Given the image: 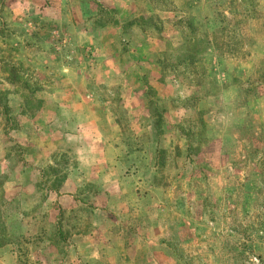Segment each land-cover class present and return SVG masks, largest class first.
<instances>
[{"label": "rangeland", "instance_id": "rangeland-1", "mask_svg": "<svg viewBox=\"0 0 264 264\" xmlns=\"http://www.w3.org/2000/svg\"><path fill=\"white\" fill-rule=\"evenodd\" d=\"M0 264H264V0H0Z\"/></svg>", "mask_w": 264, "mask_h": 264}]
</instances>
